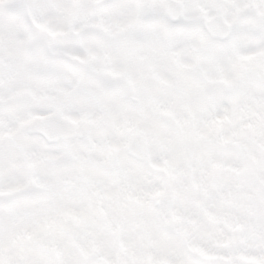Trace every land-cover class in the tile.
I'll use <instances>...</instances> for the list:
<instances>
[{
  "label": "clouds",
  "instance_id": "9594fccd",
  "mask_svg": "<svg viewBox=\"0 0 264 264\" xmlns=\"http://www.w3.org/2000/svg\"><path fill=\"white\" fill-rule=\"evenodd\" d=\"M0 264H264V0H0Z\"/></svg>",
  "mask_w": 264,
  "mask_h": 264
}]
</instances>
